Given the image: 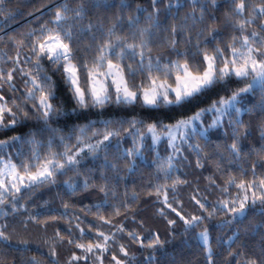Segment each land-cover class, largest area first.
Masks as SVG:
<instances>
[{
    "label": "snow or ice",
    "instance_id": "1",
    "mask_svg": "<svg viewBox=\"0 0 264 264\" xmlns=\"http://www.w3.org/2000/svg\"><path fill=\"white\" fill-rule=\"evenodd\" d=\"M186 8L189 10L181 17V11ZM221 10L223 26L232 30L226 43L218 39L222 32L216 13ZM19 15V10L10 9L6 0H0L3 18L0 32L4 33L0 44L5 47L10 44L14 49V55L7 52L0 55V129L16 131L17 126L26 125L30 120L38 127L0 139V211L10 209L3 211L5 222L0 223V249L4 250L0 252V264H8L7 255L11 251L26 256L34 243L19 236L14 227L9 230V215L15 216L23 208L27 219L20 221L21 227L27 230L31 223L45 232L50 222L68 216L70 204L63 200L65 211L49 214L44 219L19 203L26 194L56 184L58 177L68 172L84 176L82 185L71 179L63 181L69 194L89 190L103 194L99 204L80 211L87 215L95 208L96 219L115 231L105 233L91 222L86 230L75 216L76 231L68 220L66 234L56 229L51 240H42L47 245L46 253L39 258L21 259L19 264H61L58 250L61 245L69 246L63 264H105L108 256L109 264H161L157 253L177 236L183 238L182 245L192 243L202 252L203 264H264V147L256 150L245 143L252 135L251 121L246 125L241 118L245 114L256 116L260 139L264 140V0H148L147 7L134 4V0L118 3L116 0H75L74 6L68 0H58L52 6L50 20H41L26 33L8 35L9 21ZM164 34H167L166 43L159 47L170 49L175 58L162 52L153 55L157 38ZM178 36H183V49ZM44 61L61 73L75 102L72 112L138 103L149 110L162 106L182 108L213 91L218 98L208 107H198L192 115L182 116L174 123L165 124L152 114L141 118L132 115L73 125L65 134L66 124L52 127L54 117L67 113L63 105L53 103L58 99L57 87L44 71ZM17 77L22 90L17 87ZM232 83L242 86L230 88ZM18 92L20 95H16ZM208 114L212 119L205 123ZM98 123L102 128L96 127ZM225 125L231 130L230 143L224 145V151H220L221 145H216L218 159L213 161L216 172L222 173L223 186L217 184L214 176L206 177L209 186L219 188L222 198L209 203L207 196L201 197L197 190L191 200L199 214L186 215L174 205L183 209L176 193L178 186L187 185L188 181L172 173L179 163L188 159L183 155L185 145L196 154V167L203 168L202 160L211 159L204 147L210 143L211 130ZM227 129L225 136H228ZM129 137L132 146L122 148ZM165 140L171 151L161 157L158 147ZM13 148L15 158L9 151ZM153 151L156 152L152 160L156 182L149 180L152 191L148 194L154 192L158 200L163 195L157 215L166 221L169 239H162L159 231L145 229L144 221H137L135 215L132 223L147 230L148 236L123 222L112 223L114 217L121 215L127 219L126 213L130 211L127 192L121 205L110 203L117 195L115 186L125 179L122 170L128 176L134 175L145 160V152ZM101 154V165L80 172L85 159L97 160ZM249 173L251 179H247ZM233 187L237 190L235 195L229 191ZM169 190L173 193L172 200H169ZM131 199L135 201L139 197L133 193ZM106 206L113 208L110 216L102 211ZM121 207L125 210L123 213ZM171 214L175 218H170ZM257 215L259 221L249 220L250 216ZM219 217L223 218L217 225L219 228L249 222L243 232L237 228L226 240L217 238L220 249L217 251L212 246L206 221ZM178 222L183 224L180 233L176 232ZM94 229V236L89 235ZM118 233L120 237L126 234L131 244L138 245L147 255L137 261L135 253L120 242ZM11 264L18 262L14 259ZM165 264H192V261L182 257L180 261L173 259Z\"/></svg>",
    "mask_w": 264,
    "mask_h": 264
},
{
    "label": "trees",
    "instance_id": "2",
    "mask_svg": "<svg viewBox=\"0 0 264 264\" xmlns=\"http://www.w3.org/2000/svg\"><path fill=\"white\" fill-rule=\"evenodd\" d=\"M55 2H58V0H6V3L10 9L19 10L21 13V15L17 16L16 20L9 21L10 27L7 29L8 35H12L14 33L17 35L26 33L34 26H37L41 20H50L52 16V6ZM68 2L74 6L75 0H68ZM116 2L118 3L119 0H116ZM135 3L142 4L145 7L148 6V0H134V4ZM188 10L189 9L187 8L182 10L180 16L182 17L184 12ZM112 11L114 12L115 9ZM29 13H32L33 15H29ZM109 15H111V12ZM216 15L220 17L221 20L222 35L218 37V39L226 43L229 41L230 36L232 35V30L223 26V10L217 12ZM2 21L3 18L0 17V23H2ZM84 23H87V19L84 21ZM169 23H171V21H169ZM0 36H4V33L0 32ZM166 37L167 34H164L163 37L157 38V45H154L153 55H155L157 52H162L165 56L171 55L172 58H175L174 53H171L170 49L166 47H159V45L166 43ZM177 39L181 41L180 47L183 49V36H178ZM194 41L195 35H193V42ZM4 52H7L9 55H14V49L10 44L7 47H5L4 44H0V55H2ZM44 71L47 73V75L51 76L52 80L56 83V94L58 99L54 100L53 103L56 105H63L64 112L67 113V115L61 114L59 118L54 117L52 127H63L66 124L67 128H65V134H67V131L71 129L73 125L83 126L88 124L90 121L131 118L132 115H136L137 118H141L145 115L152 114L159 117L165 124L174 123L176 119H180L182 116L192 115L193 111H195L198 107H208L212 100L218 98L213 91L206 94L204 97L193 101L192 105H186L182 108L175 106H162L158 110H149L147 108H142L138 103L136 105L126 106H116L113 104L107 106L103 110L98 108L90 109L83 113L81 110L72 112V108L75 107V102L71 99V92L69 91L67 84L64 83L61 73L56 72L53 66L47 61H44ZM16 84L18 88L21 90L23 89V85L19 77H17ZM239 86H242V84L237 85L232 83L229 85L230 88ZM5 91L7 93V90ZM16 95H20V93L18 92ZM255 99L258 101L259 96H257ZM248 106L250 107L251 105ZM241 118L245 121L246 125L251 121L250 130L252 135L245 143L250 148L256 150L264 147V140L260 139V131L258 128L259 119L256 116H249L248 114L243 115ZM211 119V114H208V116L205 117V123H210ZM35 127H38L36 122L34 120H30L26 125L17 126L16 131L5 132L4 130L0 129V139H6L18 133H26ZM96 127L102 128V125L98 123ZM226 129L227 125L221 129H212L210 143L207 146H204L203 142H201L202 146L205 147V151L211 156V159L209 160H202V163H204L203 168L196 167V154L187 150V145H185V152L183 155L187 156L188 159L179 163L177 170L174 171L172 175L174 177L179 176L180 179L188 181L187 185H179L178 191L176 193L177 199L183 203V209H180L178 205H174L177 206L178 210L183 211V213L186 215L189 213L199 214L198 207L191 200V196L194 195L197 190L199 191L201 197L207 196L209 203H213L216 200L222 198L219 188L209 186V181L206 179V177L214 176L217 184L223 186L222 173L216 172L213 161L218 159V157L215 155L216 145H221L220 151H224V145H226V143H230L228 137L231 135V130L227 129L228 136H225ZM72 142L74 143L75 140L73 139ZM192 142L195 143V139ZM131 146L132 141L129 137L124 140L122 148ZM24 150L27 151V146H24ZM9 151L15 158L16 149L13 148ZM158 151L161 157H166L171 150L167 148V143H165V145H160L158 147ZM155 155V151L145 152V160L142 164H140L138 171L134 175L128 176L122 170L121 175L125 176V179L121 180L120 183L115 186L117 195L110 201V203L112 205H121V202L126 198L125 192H127V200L128 204L130 205V211L126 213L127 219L125 218V215H121L119 217H114L112 223L117 224L123 222L130 229L136 228L137 231H139L143 236L149 235V232L145 229H150L152 232L159 231L162 239H169L166 221L157 215V209L162 206L160 201L163 200V195H161L158 200L154 192L152 195L148 194L149 191H152V189L149 188V180H152L153 183L156 182L154 179L156 169L154 166H152V160L154 159ZM102 163L103 154H101L100 159L97 160L88 157L82 162L80 172H87L89 169H94ZM229 170L234 171V169ZM223 175L226 177V174ZM70 179L72 181H78L82 185L84 176H77L75 172H68L67 175L58 177L56 184L37 188L30 194H26L25 198L19 202L21 205H24L28 211H31L34 214L39 213L40 219H44L49 214L59 215L60 213H63L65 209L62 207V200L70 204V207L67 210L68 216L55 223L50 222L46 232L40 226L31 223L29 224L27 230L21 227L20 221L27 219V212H25L23 208H21L20 213L16 214L15 216L9 215L7 217V223L10 225L9 230L14 227L17 230L19 236L34 242L30 245L31 251L28 252L26 256H21L15 251L9 252L7 255L8 264H11L14 259L19 264L21 259H26L31 256H37L39 258L41 255L46 253L47 245L43 244L42 240H51L56 229H60L62 233L66 234V230L69 227V224L67 223L68 220H71L73 230L76 231L74 226L78 221L74 218L75 216L80 218V221L83 222L81 227H84L86 230L89 222H91L93 225L100 226V230L104 231L105 233L115 231V228H112L109 225H102L101 222L96 219L94 215L95 208H92V212L88 213L87 215L80 211L81 208H88L99 204L103 199V194L89 190L77 191L76 195H71L69 194L68 186L63 183V181ZM247 179H251L250 173ZM169 183L171 182L169 181ZM229 191L232 193V195H235L237 190L233 187L230 188ZM133 193L138 195V200L133 201L131 199ZM168 196L169 200L173 199V193L170 190L168 192ZM49 210H51V212ZM3 211H10V209L5 208L0 211V223L5 222ZM102 211L104 215L110 216L113 212V208L106 206ZM124 211V208L121 207V212L123 213ZM166 211L168 210L166 209ZM133 215H135V219L137 221H144L145 229H140L139 224L134 225L132 223ZM170 218H175L174 214H171ZM222 219V217H219L211 221H206L210 228L212 246L214 250L217 251L220 250L217 247V238L223 237L226 240L227 237L232 235V232L237 228L243 232L245 225H247L249 222L248 220H245L244 224H233L230 227L219 228L217 225L221 223ZM259 219L260 217L258 215L255 217H249V220H252L253 222H257ZM182 231L183 224L182 222H178L176 232L180 233ZM196 231H200V229H197ZM94 232L95 229L93 230V233L89 235L94 236ZM76 234L78 235V232ZM117 235L120 237L119 233ZM181 239L183 238L177 236L176 240L167 244L165 249H161L160 252L157 253L161 264H165V261H171L173 259L180 261L182 257L184 260H191L192 264H203L202 252H200V250L197 249L192 243L188 244L187 246L182 245ZM256 239L258 240L259 238L256 237ZM120 242L128 246L131 253H135L137 261L143 259V256L147 255V252L141 250L138 245L131 244L126 234L120 237ZM226 247L227 246L225 245V249ZM58 250L61 253V261H63L68 255L69 246L61 245L58 247ZM3 251V249H0V252ZM109 261L110 256L106 257L105 264H109Z\"/></svg>",
    "mask_w": 264,
    "mask_h": 264
},
{
    "label": "rangeland",
    "instance_id": "3",
    "mask_svg": "<svg viewBox=\"0 0 264 264\" xmlns=\"http://www.w3.org/2000/svg\"><path fill=\"white\" fill-rule=\"evenodd\" d=\"M150 142H151V141L149 140L148 143H150ZM165 143H167L166 140H165L164 142H162L160 145H165ZM160 145H159V146H160ZM61 264H63V261H61Z\"/></svg>",
    "mask_w": 264,
    "mask_h": 264
}]
</instances>
